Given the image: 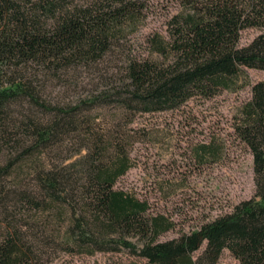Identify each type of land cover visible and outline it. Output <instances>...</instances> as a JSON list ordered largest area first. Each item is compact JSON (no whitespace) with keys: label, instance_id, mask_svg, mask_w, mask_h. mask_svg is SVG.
Instances as JSON below:
<instances>
[{"label":"trees","instance_id":"1","mask_svg":"<svg viewBox=\"0 0 264 264\" xmlns=\"http://www.w3.org/2000/svg\"><path fill=\"white\" fill-rule=\"evenodd\" d=\"M129 1L0 0V264H37L43 235L60 232L51 221L68 224L65 243L73 248L125 249L142 264H217L225 249L239 264H264V80L251 85L232 124L252 154L254 196L166 240L159 237L174 222L149 213L146 200L114 188L130 167L122 140L80 115L83 105L98 102L163 111L242 87L246 68L264 69V0H178L166 23L167 40L160 34L149 39L160 60L129 61L122 86L90 101L60 106L44 98L48 72L60 78L103 58L116 27L133 14ZM248 28L258 33L240 45ZM79 133V146L87 148L80 168L46 169L43 155L51 158L53 146ZM23 166L28 171L17 172ZM23 221L33 236L21 230Z\"/></svg>","mask_w":264,"mask_h":264},{"label":"rangeland","instance_id":"2","mask_svg":"<svg viewBox=\"0 0 264 264\" xmlns=\"http://www.w3.org/2000/svg\"><path fill=\"white\" fill-rule=\"evenodd\" d=\"M129 2H134L133 14H126L124 22L116 27V38L103 58L96 64L71 68L67 74L61 73L60 78L48 72L42 78L46 81L44 98L60 106L90 101L99 91L122 86L129 61L160 60L150 47L149 39L153 34H160L167 40L166 23L178 10V0ZM115 4L119 6L120 2ZM257 33L255 28L243 30L240 45L249 43ZM245 71L246 76L239 82L242 87L223 90L209 99L193 97L174 109L147 113L128 111L115 102L82 106L80 115L93 120L97 130L116 134L124 145L130 167L118 177L114 188L146 200L149 213L164 214L174 222V227L164 232L160 240L196 229L231 211L239 201L254 196L252 154L236 138L232 124L238 108L251 96V85L264 80V69L246 68ZM82 138L83 134L79 133L61 146H53L49 151L51 158L46 154L42 158L46 169L79 162L87 152L85 146H79ZM23 169L17 172L28 171L24 166ZM15 175L8 180H14ZM3 219L0 215V240L5 225ZM51 222V228L56 230L60 226V232L43 235L44 253L37 264L143 262L125 249L89 253L73 248L72 242L65 243L68 224ZM27 223L20 224L21 230L33 236ZM217 264L239 263L225 249Z\"/></svg>","mask_w":264,"mask_h":264}]
</instances>
